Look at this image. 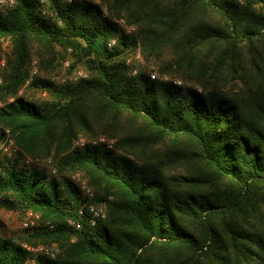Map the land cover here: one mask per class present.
<instances>
[{
  "label": "trees",
  "instance_id": "1",
  "mask_svg": "<svg viewBox=\"0 0 264 264\" xmlns=\"http://www.w3.org/2000/svg\"><path fill=\"white\" fill-rule=\"evenodd\" d=\"M46 7L17 0L0 12V49L13 45L0 95L14 98L0 108V144L9 129L19 150L0 154L1 205L50 222L19 239L0 229V264H264V0ZM57 46L71 48L90 76L35 78L31 85L51 96L44 102L17 96L32 50L53 69ZM136 46L160 76L132 73ZM80 136L115 145L75 147ZM26 156L52 157L58 176L26 165ZM75 171L106 203L95 225L78 214L86 198L67 175ZM40 243L59 253L23 247Z\"/></svg>",
  "mask_w": 264,
  "mask_h": 264
},
{
  "label": "rangeland",
  "instance_id": "2",
  "mask_svg": "<svg viewBox=\"0 0 264 264\" xmlns=\"http://www.w3.org/2000/svg\"><path fill=\"white\" fill-rule=\"evenodd\" d=\"M89 1L99 4L104 10H106L108 2H110L111 0H89ZM7 10L8 9L4 10L2 13H6ZM118 21L120 25L124 28V30H125V26L134 27L135 29L131 33L137 32L136 27L133 25H129L125 19H120ZM69 49L70 48L63 49L57 46L54 68L47 69L44 65L40 64L41 61H40V58L37 56L38 55L37 49L34 48L32 50L29 65L27 67L29 70V79L20 88L17 96H25L27 99L35 101V102H44V101L50 100L51 96L47 90L37 89L31 85L32 81L35 78H45V79H49L53 81L55 84H63L60 81L61 79L59 77L62 78L64 76L66 77L71 76L73 72L77 70L86 71L89 77L90 72L86 70V68L84 67L83 61L78 58V56L75 54V52L72 49L71 51ZM12 51H13V45L11 44V42L9 40L4 41L0 49V78H2L0 89L2 85L4 84L3 76H4V73L6 72V68H7L6 64H7L8 57L12 54ZM127 64L131 66L132 73H133V70L135 69L137 70V73L140 70H146L150 74L155 73L156 78L160 76L159 71L157 67L155 66V64L153 62H147L144 59L142 51L140 50L138 46H136L134 50H131L128 53ZM176 80H179V79H176ZM13 99H14L13 97H7L5 95H0V104L4 106L6 103L12 101ZM81 137H85V136H80L79 138ZM75 141H74V144H75ZM13 142L15 144L14 139H13ZM0 154L1 155L4 154L1 149V146H0ZM27 157H30V156H26L25 158ZM31 158L35 159L33 157ZM37 158H39L40 163L35 164L34 166H37L40 169H43L45 172H47V174H49L52 177L58 176L57 171L55 174L53 173V170L56 169V165L52 157H49V158L37 157ZM67 175L76 184L82 181H86L88 186L93 191V197L91 198V200L95 204L102 206L105 209L106 214H107L106 203L96 200L97 195L95 194L93 188L89 185L88 178L82 171H75L72 173H68ZM2 200H3V196L0 195V229L4 236L15 238V239L27 237L29 235V232H33L34 228L41 227V226L43 227V226H47L50 224V222H45L42 220L40 213L32 211L35 214L36 213L39 214V218H36L34 215L30 214L31 211H22L20 209H8L1 205ZM26 223H28V225H26ZM35 242H39V240H35ZM30 246H34V245L30 244ZM36 246H49L53 248V250L56 252V255L59 253V247L56 243H53L51 245H45V244L40 243L39 245H36ZM33 256H35V254ZM29 261H27V264H35V260L33 261L31 259V261L30 262Z\"/></svg>",
  "mask_w": 264,
  "mask_h": 264
},
{
  "label": "built area",
  "instance_id": "3",
  "mask_svg": "<svg viewBox=\"0 0 264 264\" xmlns=\"http://www.w3.org/2000/svg\"><path fill=\"white\" fill-rule=\"evenodd\" d=\"M39 1L43 5V14H46L48 12L47 7H46L48 0H39ZM65 1L67 3H72L77 0H65ZM16 3H17V0H0V12H3L6 9H11L15 7ZM134 29H135L134 27L125 26V31L127 33L133 32ZM116 44H117L116 39H112L108 42V47L110 49H113L116 46ZM69 50L71 51V48ZM133 73L136 74L137 70L136 69L133 70ZM151 77L156 78V74L152 73ZM59 78L61 79L60 81L62 83H67L70 81L76 82L82 78H88V73L83 70H77V71H74L71 76H68V77L64 76L62 78L61 77ZM175 82L181 84L180 80H176ZM1 83H2V78H0V85ZM1 107L3 106L0 104V108ZM74 145L79 148H83L87 145H105L107 148L112 149L114 148L115 140L109 139L105 136H99L96 138L81 137L75 141ZM0 146H1L3 153L7 155L8 157H14L18 153V147L14 144L9 129H5L4 139L1 142ZM24 161H25V164L28 166L40 163L39 158L32 159L31 157H27L25 158ZM53 173L54 174L56 173V169L53 170ZM77 186L79 187L84 197L86 198V201L84 202V204L79 208L78 214L82 216L85 213H87L89 215L90 224L95 225L99 220L104 219L106 217V211L102 206L95 204L91 200V198L93 197V191L88 186L86 181L79 182ZM30 214L34 215L36 218H39V214L37 213L35 214L31 211ZM26 225H28V223H26ZM69 225H71L72 227L76 229H80L82 223L79 220H69ZM50 226L53 227V225H50ZM23 247L35 255L43 254V255L50 256V257L56 256V252L53 250V248L49 246H30L28 244H23ZM32 260L34 261L35 259H32Z\"/></svg>",
  "mask_w": 264,
  "mask_h": 264
}]
</instances>
